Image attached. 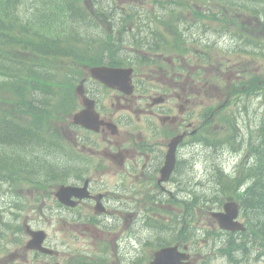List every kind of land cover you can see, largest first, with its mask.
I'll use <instances>...</instances> for the list:
<instances>
[{
  "label": "trees",
  "instance_id": "16d2710c",
  "mask_svg": "<svg viewBox=\"0 0 264 264\" xmlns=\"http://www.w3.org/2000/svg\"><path fill=\"white\" fill-rule=\"evenodd\" d=\"M24 1L0 0V50L4 44L9 43V39H13L16 40L18 45H34L36 52H41L42 47L43 53H52L56 55V58L63 55L64 57L71 56L74 42L70 43L71 45L68 42L63 45L48 39H36L29 32L24 31L23 21L17 11L18 5ZM35 1L38 7L33 13L42 16L40 21L46 28H48L50 22V19H48L50 18V15H48L50 12L56 11V15L63 16L72 12L75 7L74 0ZM34 64H36V61H28V58L23 57L9 58L6 62L0 63V76L11 79L9 84H0V96L3 97L5 103L8 98V105H11L10 110L7 111L0 106V167L8 164L25 167V161L20 157L12 158L11 162V157L15 154V151L10 152L8 151L9 148H22L21 151L24 152L25 148L29 147L28 143L38 142V137L31 136L30 132L21 133L22 124L15 118L17 110L20 111L22 108L31 109L28 100L31 97L38 96L35 90L43 93V95L49 94L56 85L48 73H36L32 68ZM5 87L8 89L6 90ZM3 91H5V94H2ZM6 92H9L11 96H6ZM34 117L37 118L38 116L34 115Z\"/></svg>",
  "mask_w": 264,
  "mask_h": 264
},
{
  "label": "flooded vegetation",
  "instance_id": "af4514ba",
  "mask_svg": "<svg viewBox=\"0 0 264 264\" xmlns=\"http://www.w3.org/2000/svg\"><path fill=\"white\" fill-rule=\"evenodd\" d=\"M157 118L163 121V125L160 131L155 134V137L147 139V133L143 132L145 117L135 113L132 116L126 118V121L130 123L134 131L123 137V141L126 142L129 138L133 143H138L137 149L132 151L131 154L126 157L125 160L129 161V170L123 169L127 172L129 179L139 181L138 179L146 177L150 180L158 181L161 176V169L164 166L166 151L169 140L178 133L180 127L179 118H167L163 119L156 112H153ZM104 119L111 120L112 113L102 114ZM110 131L106 128L102 129L100 133V152L105 147L106 149L113 148L114 145H119L117 141H114ZM147 148V149H146ZM146 149V152H145ZM150 152V153H149ZM133 177V178H132ZM152 185V184H151ZM160 187V184L153 185V188ZM162 188V187H161ZM105 198V197H104ZM132 218V215H129Z\"/></svg>",
  "mask_w": 264,
  "mask_h": 264
},
{
  "label": "rangeland",
  "instance_id": "374dc122",
  "mask_svg": "<svg viewBox=\"0 0 264 264\" xmlns=\"http://www.w3.org/2000/svg\"><path fill=\"white\" fill-rule=\"evenodd\" d=\"M210 25L211 26H216L214 23H210ZM220 42H221V45L220 46L223 47L225 45V43H223L222 41H220ZM225 54L229 55L228 53H225ZM229 56H230V60H231V64L230 65H234V69L235 70H240L241 71V70H246V69H248V68L251 67L250 64L247 63L244 60L243 54H240V53L236 52L235 54L229 55ZM213 57H215V56H213ZM212 63H214V62H212ZM59 65H62V63H59ZM220 68H222V67L219 65V62L217 61V62H215V68L212 69L210 73L212 75L217 74ZM199 69H200V80H203L209 74V71L205 67H201ZM197 71H198V67H197ZM204 89H205V87L201 88V93L205 92ZM38 93H39V91H38ZM262 182H263L262 187H264V176L262 177ZM2 190L7 194V196L9 197V199H11L14 196L19 197L23 193H26V195H27L28 192L31 191V188H21V189H17L14 186H10L8 184L7 185L4 184V185H2ZM257 194L262 195L263 192H261V190H259ZM11 224L12 225H15V221L13 220V218H11ZM58 226L62 230H64V234L63 235L66 238H70V236L72 237V235L74 234V233L65 231L66 226L64 225L63 222H58ZM75 227L76 226L73 227L74 230H75ZM145 235H147V234H145ZM123 239H124V237L121 236L120 238L114 240V247H113V249L111 251L112 257H114L115 253H121L122 250L124 249ZM126 241H127V238H126ZM71 244H72V246L74 248L79 249V248L83 247L84 242L81 239L73 238V239H71ZM92 248L95 249L96 247H92ZM99 248L100 247H98V249ZM201 248H202V250L198 251L197 252L198 254H196L195 257L196 258L202 257V258H204V261H206L208 258H210V256H212V254L214 253V250L213 249H210V248H207V247H201ZM152 250L153 249H151L150 247L145 248V250H142L140 252V254H139V256H141L140 258L142 260H144V258H146V259L149 258L150 254L152 253ZM213 264H222V263H220V262H214Z\"/></svg>",
  "mask_w": 264,
  "mask_h": 264
},
{
  "label": "water",
  "instance_id": "95a60500",
  "mask_svg": "<svg viewBox=\"0 0 264 264\" xmlns=\"http://www.w3.org/2000/svg\"><path fill=\"white\" fill-rule=\"evenodd\" d=\"M157 264H166L169 260L175 259V250L173 249H164L161 252L157 253Z\"/></svg>",
  "mask_w": 264,
  "mask_h": 264
}]
</instances>
